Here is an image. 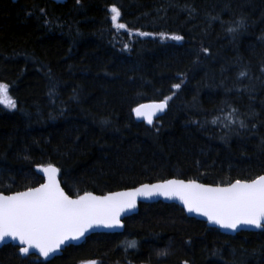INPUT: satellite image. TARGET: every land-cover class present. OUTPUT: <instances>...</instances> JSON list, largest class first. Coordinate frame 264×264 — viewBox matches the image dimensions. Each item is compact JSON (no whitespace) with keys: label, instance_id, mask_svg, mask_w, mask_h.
I'll return each instance as SVG.
<instances>
[{"label":"trees","instance_id":"16d2710c","mask_svg":"<svg viewBox=\"0 0 264 264\" xmlns=\"http://www.w3.org/2000/svg\"><path fill=\"white\" fill-rule=\"evenodd\" d=\"M0 82L17 103L0 104V192L38 186L48 164L73 197L264 174V0H0ZM165 97L152 125L134 119L132 108ZM233 108L247 127H225ZM92 262L264 264V228L226 235L175 204L141 203L123 232L91 234L49 261L0 248V264Z\"/></svg>","mask_w":264,"mask_h":264},{"label":"snow or ice","instance_id":"6c2138e0","mask_svg":"<svg viewBox=\"0 0 264 264\" xmlns=\"http://www.w3.org/2000/svg\"><path fill=\"white\" fill-rule=\"evenodd\" d=\"M110 12L113 26L125 29L126 24L119 22L120 9L113 4ZM243 25L244 20L240 19L236 21V27H230L228 31L234 32ZM131 32L129 30V35ZM138 34L151 35L144 32ZM159 35L162 39H184L176 34L169 36L162 32ZM124 47L127 48L128 45L125 44ZM202 51L207 53L208 49L204 48ZM239 75L245 76L246 72H240ZM172 88L178 90L181 84H173ZM169 99L171 97H165L159 102L139 104L131 111L137 118L143 117L148 124H152L156 113L166 109ZM0 104L9 109L17 106L16 101L9 95V86L3 82H0ZM237 111L233 108L230 113L225 114V127L237 122L241 128L247 127L238 116L233 119V114ZM216 119L212 122L216 123ZM41 170L46 182L38 187H28L10 195L0 192V242L8 238L19 241V252L25 256L30 254L31 249H36L40 256L48 257L65 242L83 237L93 226H120L121 213L135 208L139 197L177 198L189 212L201 214L210 223L226 229L236 230L241 225L264 228V175L251 180L236 179L226 186L206 185L197 183L196 180H164L154 184L142 183L139 187L104 196L85 192L73 199L60 187L57 180L60 171L58 168L48 164L41 166ZM128 246L134 247L135 242H128Z\"/></svg>","mask_w":264,"mask_h":264},{"label":"water","instance_id":"95a60500","mask_svg":"<svg viewBox=\"0 0 264 264\" xmlns=\"http://www.w3.org/2000/svg\"><path fill=\"white\" fill-rule=\"evenodd\" d=\"M12 1L15 2V1H17V0H12ZM50 1H52V2H54V3L62 4V3H64V2H66L67 0H50ZM159 101H161V100H159ZM159 101H148V102H143V103H141V104H148V103L159 102ZM166 110H167V107H166V109H165L164 111L156 113V115L153 117V123L155 122V120H157L158 118H160L161 116H163L164 113L166 112ZM133 117H134L135 120H137V121H141V122H144V123H145L146 125H148V126H150V125L153 124V123H152V124H148V123L146 122V120L143 119V117H141V118H137V117L135 116L134 113H133ZM51 165H52V164H51ZM46 166H47V165H46ZM53 166L56 167L55 165H53ZM56 168H57V167H56ZM41 174H42V176H43V182H42V183H45V182H46V177H45V175H44V173H43L42 170H41ZM262 175H264V174H262ZM172 179L184 180V181H188V180H189V179H183V178H178V177H171V178H168V179H165V180H172ZM57 180H58V182H59V184H60V187L64 190V188L62 187L61 182H60V180H59V172H58V174H57ZM191 180H196V179H191ZM162 181H164V180L153 181V182H145V183H146V184H154V183H159V182H162ZM196 181H197V183L216 186V185H214V184H209V183L201 182V181H199V180H196ZM233 182H234V181H233ZM42 183H41V184H42ZM39 185H40V184H39ZM39 185H38V186H39ZM226 185H227V184H226ZM226 185H220V186H226ZM38 186H36V187H38ZM135 187H139V185H137V186H135ZM132 188H133V187H132ZM128 189H130V188L123 189V190H117V191H113V192H108V193L121 192V191H126V190H128ZM22 191H24V190H22ZM64 192H65L67 195H69L65 190H64ZM2 193H3V192H2ZM13 193H14V192H13ZM90 193H92V192H90ZM108 193H106V194H96V193H92V194L95 195V196H104V195H107ZM3 194H5V195H10V194H12V193H9V194L3 193ZM82 195H84V193L81 194V195H79V196H82ZM69 196H70V195H69ZM70 197L73 198V199H76L78 196H77V197L70 196ZM155 202H163V203H168V204H175V205L179 206V207L184 211V213L186 214L187 217L194 218V219H196V220H199V221L205 222L206 225H207L208 227L215 228V229H217L220 233H223V234H226V235H235V234H237V233H239V232H241V231H258L259 229H261V228H255V227H253V226H249V225H241V226H239L238 229H236V230H231V229L222 228V227H220V226L217 225V224L210 223V222L208 221L207 217H205V216H203V215H201V214H198V213H196V212H189V211L184 207L183 203H182L179 199H177V198H171V199H168V198H165V197H163V196H154V197H151V198L139 197V198H137V203H136V207H135V208H133V209H128V210H126L125 212L121 213V217H120V219H121V225H120V226H115V227H105V226H103V225L93 226L92 228H90V229L84 234L83 237H81V238L78 239V240H70V241L65 242V244L61 245L60 249H58V250H57L56 252H54V253H51L48 257L40 256L38 250H36V249H31L29 255H35V256H37L38 258H40V259H42V260H44V261H49V260L53 259L54 257L60 256V255L62 254V252H63L67 247H69V246H78V245L82 244V243L85 241V239H86L87 237H89L91 234H95V233H121V232H123V230H124V219L127 218V217H129V216H132V215L136 214V213L138 212V210H139V206H140L141 203H155ZM8 244H11V245H14V246H17V247H18V245H19V241H14V240L8 238V239H6L5 241L0 242V248H1L2 246H4V245H8ZM18 248H19V247H18ZM19 253H20V252H19ZM20 254H21V253H20ZM21 255H22V256H25V255H23V254H21ZM27 256H28V255H27Z\"/></svg>","mask_w":264,"mask_h":264},{"label":"rangeland","instance_id":"374dc122","mask_svg":"<svg viewBox=\"0 0 264 264\" xmlns=\"http://www.w3.org/2000/svg\"><path fill=\"white\" fill-rule=\"evenodd\" d=\"M3 107H5V108H7L4 104H1ZM7 109H9V108H7ZM9 110H12V109H9Z\"/></svg>","mask_w":264,"mask_h":264}]
</instances>
